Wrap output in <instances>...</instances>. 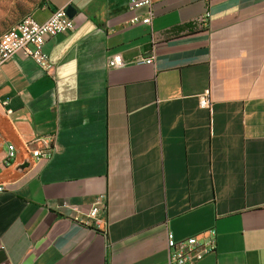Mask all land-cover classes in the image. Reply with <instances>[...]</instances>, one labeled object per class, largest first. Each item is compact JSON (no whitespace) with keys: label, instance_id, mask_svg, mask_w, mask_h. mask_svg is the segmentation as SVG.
<instances>
[{"label":"crops","instance_id":"obj_1","mask_svg":"<svg viewBox=\"0 0 264 264\" xmlns=\"http://www.w3.org/2000/svg\"><path fill=\"white\" fill-rule=\"evenodd\" d=\"M130 1L44 0L36 21L74 23L43 46L54 75L0 69V264H169V233L209 231L196 264H264V0H152L151 25Z\"/></svg>","mask_w":264,"mask_h":264},{"label":"built area","instance_id":"obj_2","mask_svg":"<svg viewBox=\"0 0 264 264\" xmlns=\"http://www.w3.org/2000/svg\"><path fill=\"white\" fill-rule=\"evenodd\" d=\"M73 1V0H72ZM145 9L146 16L143 19L135 16L131 19V24L141 22L145 25H151L154 13L152 11V0H131L130 10ZM211 13L208 11L199 20L201 28L208 26ZM16 35L1 37L0 41V69L3 64L17 54H22L25 58L36 63L45 73L53 76L55 73L54 65L50 62L49 57L44 54L43 46L50 37L58 34H66L74 29L73 20L68 16L65 9H58L52 13L51 17L44 23L36 21L33 17L25 19L21 24H16ZM155 56L150 58L138 57L132 63L138 66L154 65ZM127 64V61L119 54L112 56L108 60L109 68H121ZM207 93L201 98V106L208 107L210 105ZM3 106L7 105V101L0 102ZM12 113V111H8ZM54 153V141L50 140L48 145L40 150L32 151L37 161L48 160ZM17 149L15 145L7 146L6 157L3 164L8 166L16 159ZM6 191L4 184H0V193ZM106 211L103 197H96L87 216L91 220H98V216ZM168 257L169 264H196L201 258L211 253L216 248V232L209 231L203 235L194 236L177 242L174 235L168 234Z\"/></svg>","mask_w":264,"mask_h":264},{"label":"rangeland","instance_id":"obj_3","mask_svg":"<svg viewBox=\"0 0 264 264\" xmlns=\"http://www.w3.org/2000/svg\"><path fill=\"white\" fill-rule=\"evenodd\" d=\"M42 0H0V36L36 9Z\"/></svg>","mask_w":264,"mask_h":264},{"label":"bare ground","instance_id":"obj_4","mask_svg":"<svg viewBox=\"0 0 264 264\" xmlns=\"http://www.w3.org/2000/svg\"><path fill=\"white\" fill-rule=\"evenodd\" d=\"M30 18H32V16H27V17H25L24 19H22L20 22H18L17 24H21L25 19H30ZM15 25H16V24H15ZM15 25L12 27V29L9 31V33H8L7 35H4V36H2V37H6V36H14V35H16V28H14ZM0 41H1V37H0Z\"/></svg>","mask_w":264,"mask_h":264},{"label":"trees","instance_id":"obj_5","mask_svg":"<svg viewBox=\"0 0 264 264\" xmlns=\"http://www.w3.org/2000/svg\"><path fill=\"white\" fill-rule=\"evenodd\" d=\"M42 4H44V0L41 1V3L39 4V6L42 5ZM28 16H31V15H28ZM26 17H27V16H26ZM24 18H25V17H24ZM24 18H23V19H24ZM19 22H20V21H19ZM11 29H12V28H11ZM11 29H9V30H8L5 34H3L2 36L7 35ZM2 36H0V37H2Z\"/></svg>","mask_w":264,"mask_h":264},{"label":"water","instance_id":"obj_6","mask_svg":"<svg viewBox=\"0 0 264 264\" xmlns=\"http://www.w3.org/2000/svg\"><path fill=\"white\" fill-rule=\"evenodd\" d=\"M70 12H71V11H67V14L70 15V14H71Z\"/></svg>","mask_w":264,"mask_h":264}]
</instances>
